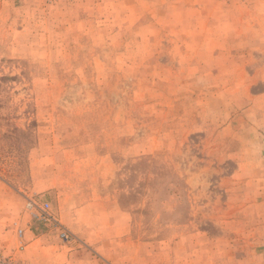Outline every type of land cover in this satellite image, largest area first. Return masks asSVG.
Wrapping results in <instances>:
<instances>
[{
  "label": "rangeland",
  "instance_id": "374dc122",
  "mask_svg": "<svg viewBox=\"0 0 264 264\" xmlns=\"http://www.w3.org/2000/svg\"><path fill=\"white\" fill-rule=\"evenodd\" d=\"M0 264H264V0H0Z\"/></svg>",
  "mask_w": 264,
  "mask_h": 264
},
{
  "label": "built area",
  "instance_id": "2783aa9c",
  "mask_svg": "<svg viewBox=\"0 0 264 264\" xmlns=\"http://www.w3.org/2000/svg\"><path fill=\"white\" fill-rule=\"evenodd\" d=\"M68 237H69V236H68V234H67L66 232H62V233L60 234V238L63 239V240H65V241L68 240Z\"/></svg>",
  "mask_w": 264,
  "mask_h": 264
}]
</instances>
